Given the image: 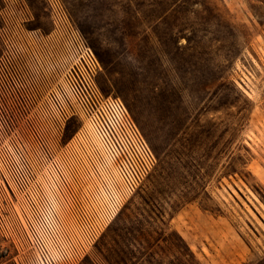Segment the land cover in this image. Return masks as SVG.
<instances>
[{
    "label": "rangeland",
    "instance_id": "rangeland-1",
    "mask_svg": "<svg viewBox=\"0 0 264 264\" xmlns=\"http://www.w3.org/2000/svg\"><path fill=\"white\" fill-rule=\"evenodd\" d=\"M61 2L101 63L102 93L157 159L78 264H264V0ZM54 29L46 0H0V75L20 76L23 106L54 81ZM19 114L22 136L44 119ZM0 264H39L1 182Z\"/></svg>",
    "mask_w": 264,
    "mask_h": 264
},
{
    "label": "built area",
    "instance_id": "built-area-1",
    "mask_svg": "<svg viewBox=\"0 0 264 264\" xmlns=\"http://www.w3.org/2000/svg\"><path fill=\"white\" fill-rule=\"evenodd\" d=\"M46 1L55 27L48 37L54 81L39 104L26 107L20 76L1 73L0 182L38 263L78 264L148 179L157 159L123 101L102 93L101 63L61 0ZM27 109L44 119L22 136L19 113ZM73 120L82 125L64 143ZM70 242L74 245L68 247Z\"/></svg>",
    "mask_w": 264,
    "mask_h": 264
},
{
    "label": "trees",
    "instance_id": "trees-1",
    "mask_svg": "<svg viewBox=\"0 0 264 264\" xmlns=\"http://www.w3.org/2000/svg\"><path fill=\"white\" fill-rule=\"evenodd\" d=\"M153 260V259H152ZM152 260L149 261V264H152Z\"/></svg>",
    "mask_w": 264,
    "mask_h": 264
}]
</instances>
